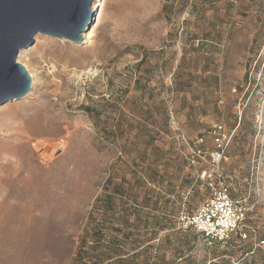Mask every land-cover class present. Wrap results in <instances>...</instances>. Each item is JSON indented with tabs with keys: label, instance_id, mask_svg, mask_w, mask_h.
<instances>
[{
	"label": "rangeland",
	"instance_id": "1",
	"mask_svg": "<svg viewBox=\"0 0 264 264\" xmlns=\"http://www.w3.org/2000/svg\"><path fill=\"white\" fill-rule=\"evenodd\" d=\"M165 4L107 0L93 37L37 35L19 52L32 87L0 106V264H264V100L240 91L264 0ZM217 122L235 130L220 170L248 208L246 239L225 252L192 244L177 218L207 196ZM182 138H202L201 154ZM105 191L117 196L102 224Z\"/></svg>",
	"mask_w": 264,
	"mask_h": 264
},
{
	"label": "water",
	"instance_id": "2",
	"mask_svg": "<svg viewBox=\"0 0 264 264\" xmlns=\"http://www.w3.org/2000/svg\"><path fill=\"white\" fill-rule=\"evenodd\" d=\"M95 0H0V106L19 101L31 91L26 69L17 62L20 51L37 35L81 43L91 28Z\"/></svg>",
	"mask_w": 264,
	"mask_h": 264
},
{
	"label": "built area",
	"instance_id": "3",
	"mask_svg": "<svg viewBox=\"0 0 264 264\" xmlns=\"http://www.w3.org/2000/svg\"><path fill=\"white\" fill-rule=\"evenodd\" d=\"M245 74V82L240 87L241 101L247 105L251 97H260L264 100L262 88V85L264 87V40ZM218 103L222 104V101ZM238 103L239 108L242 103L240 101ZM240 120L241 112H238V122ZM234 131L228 132L220 122L210 126L209 134L214 147L208 155L211 170L199 176L206 186L207 197L190 213L181 211L178 215V224L181 228L193 230L198 239L206 245L226 246L233 236L241 240L246 238L244 222L248 212L247 205L243 200L230 196L229 188L220 170V164L227 159L226 151ZM182 141L188 147L195 149V153L201 154V151H197V147L203 144L202 138L194 143H189L184 138Z\"/></svg>",
	"mask_w": 264,
	"mask_h": 264
},
{
	"label": "trees",
	"instance_id": "4",
	"mask_svg": "<svg viewBox=\"0 0 264 264\" xmlns=\"http://www.w3.org/2000/svg\"><path fill=\"white\" fill-rule=\"evenodd\" d=\"M165 2H166V4L163 6V9H162V11H164L165 13H166L167 9H173L174 6L176 7L177 12L178 13H181V12L184 11L185 7L187 6V0H165ZM255 54H256V52L253 55L250 56L249 63L252 61V59H253V57H254ZM144 62H145L144 61V58L141 59V61L136 65V67H141L144 64ZM86 112H87V114L89 116H92V113L91 112H88V111H86ZM105 136L108 137L107 135H105ZM116 137L117 136H114L113 135V140ZM115 190H117V189H115ZM205 191H206V195H207L206 186H205ZM116 196L117 195H115V193L113 191L112 192L105 191V196H104V202H103V208H102V210H103V214H105L107 216V218H106V216L103 217L102 224L106 223V221L108 220V217L111 218V216H114V214H113L112 211L114 210ZM230 196H231V194H230ZM183 211L184 212H187V213H190L191 212V211H186V210H183ZM177 218H178V216H177ZM247 219H248V213H247V216H246V219H245V222H244V224H245V229H244L245 234H246V227H247ZM119 220H121V219H119ZM155 224L159 226L160 225V222L157 219H154V225ZM161 230H163V229H161ZM185 231H188V232L191 233V242H192V244H194L196 241H199L198 236L193 232V230L187 229ZM111 239L113 240L114 238L111 237ZM151 240H153V239H149L148 242H150ZM237 241H239V243H240L241 239L239 237H237V236L231 237L228 240V243L226 245L227 247L225 248V250H223L221 252H225L226 250L230 251V250H233L234 248H236L237 246H240V245L237 244ZM113 245H114L113 248H116L117 247V245H115V244H113ZM205 245H206V243H205ZM216 246H217L216 244H214V245H206V248L207 249H212V248L217 249ZM240 247H238V248L240 249ZM149 249H150V247L146 243L144 245V247L142 248L141 253H145L146 254L149 251ZM245 252H246V254H249L251 252V250L250 249H247ZM136 256H137V254L132 255L131 257H129L127 259H122L121 258V255L118 254V255H116L117 258L115 257L116 259H114V258L109 259L113 263H106V264H128L129 261L132 260V259H135ZM93 262L95 264H104L102 262L99 263V261H96V260H93ZM152 264H156V263H152Z\"/></svg>",
	"mask_w": 264,
	"mask_h": 264
},
{
	"label": "bare ground",
	"instance_id": "5",
	"mask_svg": "<svg viewBox=\"0 0 264 264\" xmlns=\"http://www.w3.org/2000/svg\"><path fill=\"white\" fill-rule=\"evenodd\" d=\"M106 6H107V0H99V4L97 5V11H96V13H95V17H94V21H93V24H92V28H91V30L89 31V32H87V34H82L81 35V39L82 40H87V39H89V38H91V37H93L94 36V34H95V31L100 27V25H101V20H102V18H103V16L105 15V11H106ZM46 166V165H45ZM45 169H47V168H45ZM55 170H56V168H55ZM45 171V170H44ZM51 173V172H50ZM49 177V176H48ZM56 177V176H55ZM41 182V181H40ZM48 182V181H47ZM44 183V182H43ZM52 186V185H51ZM37 191V190H36ZM47 195V194H46ZM39 197V196H38ZM40 203V202H39ZM44 204V203H43ZM43 207V206H42ZM7 231V230H6ZM16 235H17V233H16ZM9 236V235H8ZM7 236V237H8ZM10 237H11V235H10ZM21 237V236H20ZM22 237H23V235H22ZM9 238V237H8ZM12 238V237H11ZM20 239H18V241H19ZM23 240H21L20 242H22ZM7 243H9V242H7ZM10 244V243H9ZM9 244H7V245H9ZM22 244V243H21ZM2 245V244H1ZM18 245V244H17ZM35 245V244H34ZM11 246H12V244H11ZM2 247H3V245H2ZM1 247V248H2ZM6 247V246H5ZM36 247V246H35ZM4 249V248H3ZM27 249V248H26ZM29 249V248H28ZM22 250H23V248H22ZM1 251V250H0ZM29 251V250H28ZM2 252V251H1ZM25 252V251H24ZM21 253V252H20ZM21 254H24V253H21ZM28 254V253H27ZM27 254H26V256H27ZM1 255V254H0ZM6 255V254H5ZM23 256V255H22ZM24 257V256H23ZM20 259V258H19ZM23 260H25V259H23ZM26 260H27V258H26ZM29 260V259H28ZM21 264V263H20ZM23 264H24V261H23ZM26 264V263H25Z\"/></svg>",
	"mask_w": 264,
	"mask_h": 264
}]
</instances>
